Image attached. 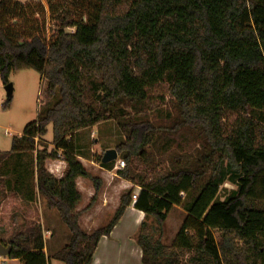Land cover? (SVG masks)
<instances>
[{"label": "trees", "instance_id": "obj_1", "mask_svg": "<svg viewBox=\"0 0 264 264\" xmlns=\"http://www.w3.org/2000/svg\"><path fill=\"white\" fill-rule=\"evenodd\" d=\"M23 69L41 73L44 99L54 102L0 151V165L13 152L20 161L35 153L26 171L70 230L54 258L92 264L102 236L134 202L146 215L137 234L144 264H264V0H0V80ZM165 85L176 109L169 126L152 118L163 117L151 97ZM112 119L126 134L117 149L127 166L118 173L141 191L135 201L134 190L123 193L109 222L89 232L80 217L97 195L79 210L77 179L96 187L102 179L79 159L73 135ZM50 124L53 147H36ZM160 129L191 131L200 149L139 167L174 142H162ZM103 154L94 157L115 162ZM60 157L67 166L58 177L47 160ZM227 179L238 189L220 199ZM179 205L185 219L166 243L163 225ZM9 243L10 258L51 264L40 222L17 225Z\"/></svg>", "mask_w": 264, "mask_h": 264}, {"label": "rangeland", "instance_id": "obj_2", "mask_svg": "<svg viewBox=\"0 0 264 264\" xmlns=\"http://www.w3.org/2000/svg\"><path fill=\"white\" fill-rule=\"evenodd\" d=\"M68 31H75V28L69 27ZM10 82L13 83V93L11 97L8 95L5 83L0 80V151L10 150L12 148L13 138L15 136H21L25 126L38 117L41 109L46 108L54 102V99H44V90L47 88V83L46 80L42 78L41 73L35 69H23L12 72L10 75ZM154 93L155 94L151 97V103L153 105H164V110L163 117L154 116L152 114V118L158 125L169 126L173 123V118L176 115V109L173 107L169 88L165 85L156 89ZM94 126H97V130L95 129L97 131L96 137L99 139L97 142L91 139L85 143L84 146L87 148H105L101 151V153H104L107 148H117L119 143L126 140V134L119 127L116 120H106ZM94 126L88 128L92 130ZM160 131L164 134L162 142L169 137H173L174 142L163 155L156 152L155 156L152 153L149 160L144 158L137 161L139 167L149 168V164L145 161L151 164H159L162 159L165 160V165H167L169 162L167 160L171 159L172 156L177 153H196L200 149L199 141L194 137L191 131L184 130L179 134H175L174 132L171 133L169 129H160ZM182 135L185 137L182 138ZM52 140L53 126L50 124L47 134L41 138H36L35 144L36 147L39 148L42 147V141H45V143L47 142L48 148L51 149L53 147ZM34 155V152H27L23 157H20V161L17 152H13L10 158L0 165V244L6 246L10 245V237L17 225L40 222L44 228L46 241L49 242L48 255L51 257L52 264H63V262L54 258L53 254L66 244L67 241L64 228L68 231L69 228L61 219L57 208H53V211L46 208L48 205L46 199L43 200V202L39 200H37V203L31 202L32 200H36L37 192L35 190L33 175L26 170L31 169V158ZM119 158L124 159L120 152ZM54 159L55 158H50L48 160ZM20 162L22 163L20 164ZM19 169L26 171L24 174L26 184H20L23 178L19 174ZM135 185L139 186V188L137 187V191H139L141 186L138 184ZM237 189L238 184L227 179L220 186L218 198L225 199ZM40 204L43 207L42 211L45 217L44 223L41 221ZM184 207L185 206L182 205L175 206L169 213L162 230V239L166 243L172 242L181 223L184 221L186 214ZM45 210H48V212ZM48 226L53 228V233L56 235L55 237L52 236L51 232L45 230ZM151 226L156 227L155 220H152ZM215 234L218 236L217 231H215ZM0 264H22V262L16 258H10L8 255L0 254Z\"/></svg>", "mask_w": 264, "mask_h": 264}, {"label": "crops", "instance_id": "obj_3", "mask_svg": "<svg viewBox=\"0 0 264 264\" xmlns=\"http://www.w3.org/2000/svg\"><path fill=\"white\" fill-rule=\"evenodd\" d=\"M96 128L97 126H94L92 130L89 128L81 129L73 135L79 159L93 175L102 179L100 187H96L94 181L89 177L79 176L77 179L78 189L82 193V200L78 204L79 210L85 208L90 203L91 199L97 195L95 204L90 209L85 210L80 217L82 227L89 232L109 222L120 204L123 193L129 190H134V193L141 191V189L137 191L139 186H136L131 180L125 179L119 175L118 170L120 168L116 167L119 157L114 163L103 165L96 160L94 155L100 154L105 148L97 149V147L87 148L84 146L85 143L91 139L96 142L98 141L99 138L96 137ZM66 166L67 162L63 157L47 161V167L58 177L63 176ZM37 200L43 202L45 198L43 199L37 194L36 200H32L31 202L37 203ZM46 208L53 211V208L48 205ZM40 209L41 221L44 223L45 217L41 204ZM46 212H48V210ZM144 220H146L145 212L135 207L134 202L130 204L112 232L109 235L102 236L94 253L92 264H144L142 258L143 249L138 244L136 238V234H138L139 228ZM147 220L152 222L153 219L147 218ZM51 226L46 227L45 230L51 232L52 236L55 237L56 235L53 233V228ZM64 231L66 233V241L68 242L70 230L68 231L64 228ZM47 244L49 246V242H47ZM63 264L65 263L63 262Z\"/></svg>", "mask_w": 264, "mask_h": 264}, {"label": "water", "instance_id": "obj_4", "mask_svg": "<svg viewBox=\"0 0 264 264\" xmlns=\"http://www.w3.org/2000/svg\"><path fill=\"white\" fill-rule=\"evenodd\" d=\"M5 85L8 91V95L9 97H11L13 93V83L9 81ZM118 157H119L118 149L115 147H110V148H107L106 151L104 152L102 161L110 162V161H114L118 159ZM11 249H12V245L6 246L4 244H0V254L8 255L11 252Z\"/></svg>", "mask_w": 264, "mask_h": 264}, {"label": "built area", "instance_id": "obj_5", "mask_svg": "<svg viewBox=\"0 0 264 264\" xmlns=\"http://www.w3.org/2000/svg\"><path fill=\"white\" fill-rule=\"evenodd\" d=\"M126 166V160L125 159H122V158H119L117 163H116V167L118 168H124ZM133 198H134V201L138 198V193H134L133 194Z\"/></svg>", "mask_w": 264, "mask_h": 264}]
</instances>
